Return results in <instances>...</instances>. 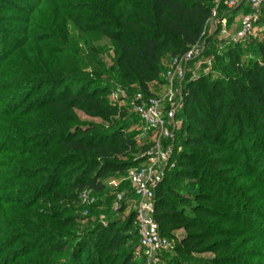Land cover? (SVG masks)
I'll return each instance as SVG.
<instances>
[{
  "label": "trees",
  "instance_id": "1",
  "mask_svg": "<svg viewBox=\"0 0 264 264\" xmlns=\"http://www.w3.org/2000/svg\"><path fill=\"white\" fill-rule=\"evenodd\" d=\"M213 6L0 0V264H141L135 210L79 227L81 194L111 203L115 190L105 180L125 178L152 144L134 138L141 120L132 101L110 102L112 89L99 83L121 81L151 96L149 84L201 38ZM215 34H206L208 71L182 81L181 123L155 191V218L172 241L173 230H184L174 264H264V209L250 194L264 189V38L208 46ZM104 38L115 54L108 68L98 59ZM252 45L257 56L242 60ZM77 111L107 126L84 124ZM117 190H126L123 211L134 199L130 182ZM203 252L214 257L195 256Z\"/></svg>",
  "mask_w": 264,
  "mask_h": 264
},
{
  "label": "built area",
  "instance_id": "2",
  "mask_svg": "<svg viewBox=\"0 0 264 264\" xmlns=\"http://www.w3.org/2000/svg\"><path fill=\"white\" fill-rule=\"evenodd\" d=\"M220 3L224 5L222 14L219 11ZM263 3L264 0H218L204 24L201 38L191 44L183 54L171 60L166 72L170 85L174 84V80L178 81L179 87L176 90L181 92L179 83L186 76L189 62L200 58L207 46L208 28L212 33L218 32L222 38H227L230 42H237L250 36L255 37L262 29L258 22ZM243 5L247 11L239 16L236 20L238 25L230 31L228 14ZM210 61V58H204V63H210ZM165 103L164 95L145 97L140 92L135 94L131 102L133 111L153 131L154 136L150 149L145 152L144 162L129 169L127 175L134 194L135 223L140 249L138 254L142 258L141 264H155L159 254L171 243V240L161 233L155 218V191L163 180L165 167L170 161L172 152L171 145L164 146L162 140H173L175 129L178 126L175 121L176 107L167 106L166 108Z\"/></svg>",
  "mask_w": 264,
  "mask_h": 264
},
{
  "label": "rangeland",
  "instance_id": "3",
  "mask_svg": "<svg viewBox=\"0 0 264 264\" xmlns=\"http://www.w3.org/2000/svg\"><path fill=\"white\" fill-rule=\"evenodd\" d=\"M217 2H218V0H214V6L216 5ZM244 5L241 8L234 10L229 15V16L233 17V19H235L231 23H228V27H229L230 31H233L234 27L238 25L236 20L239 19V16H241L243 12L247 11V8ZM223 10H224V5H223V3H220V5H219L220 14L223 13ZM14 26H16L17 28H20V26H22V25H21V23H19V24H16ZM259 26L262 29L260 32L257 33V34L260 33L258 38L263 39L264 38V24L260 23ZM215 33L216 34L212 40L213 42L210 41L211 43L209 42L208 46H209V44H212L216 47H220V46L226 45V43H229V40L227 38H222L218 34V32H215ZM207 34H213L211 32L210 28L207 29ZM97 44H99V46L102 48V51L99 52V54H98V59H100L103 62L104 67L108 68L111 64L114 63L115 54H114L113 47L110 45L109 41L105 38L103 40L99 41ZM255 52L256 51H255L254 45L250 46L249 50L248 49L244 50V52L242 54V60L246 61L248 58H251V57L255 58V56H257L255 54ZM210 64H211V61H210V63H207V62L204 63V57L202 54V56L200 58H198L197 60L189 62L188 67H187V73L190 72L193 76H195L200 71L206 72V71H208ZM169 67H170V65L165 68L164 75L161 74L159 77H157L153 82H151L149 84V88H150V91L152 92L151 96H163L164 95L166 98V103H165L166 108H167V106L176 107L175 112L178 113L181 109V106H182V97H183L182 82L179 83L181 85V92L176 90V88L179 87L177 84L178 81L174 80V84L170 85L168 77L166 75V72L169 69ZM99 84H100V86H108L112 89L107 94V99L110 102L117 104L118 106L130 104V102L133 100V98L136 94V93H134L135 91L133 90V87H132L133 85L125 83V82L119 81V82L113 83V80H109V83H99ZM170 96H171V98H170ZM129 111L130 112L133 111V107L131 106V104H130ZM77 114H78L79 119L84 124H95V125L107 126V122L98 118V117L88 116V115L84 114L82 111H77ZM180 119L181 118H179V117L177 118L176 114H175V121L178 123V126L175 129L173 140H166V139L162 140V142L164 143V146L171 145V148H172L171 156H172L173 150H174L175 133H176V130L180 126V123H181ZM132 129L135 130L134 138L140 144L143 142H146V141L148 142L149 140L151 142H153V138H154L153 133H151V130L145 125L144 122L136 120L134 122V124L132 125ZM137 157H140L142 159L144 158V160H145V152L140 151V153H138ZM171 158L172 157H170V161H171ZM170 161L168 162V164L165 167V173H166L167 168L170 165ZM135 167H137V166H135ZM238 172H239V170H238ZM242 174L245 175L244 171H241L240 177H242L241 176ZM127 175H128V173H127ZM164 176H165V174H164ZM124 180H126L127 182L129 181L127 176L125 178L110 177L107 180H105L109 189L115 190V197L113 198L112 202L108 203V204H107V200L104 199L105 195H102L100 197L101 201H98V197L90 191H85L81 194V196H80L81 201L79 199V202H81L82 209H80L81 210L80 212H81V215L84 217L78 221V222H81V223H79L80 230H81V228L90 227L91 223L94 222L95 220H98L100 222L106 221L107 219L105 217V214L110 215L112 213V215H111L112 217H116V218L123 220V219H125L126 215L129 213L130 209L135 210L134 202H133L132 198L128 199L129 204L125 210H123V211L119 210L120 205H121V200L124 198V195L126 194V190L119 191L117 189H119V186L122 184V182ZM188 185L192 186L193 184L188 183ZM195 188H197V186ZM250 194H256L252 197L254 206H257V208L259 207V208L264 209V189H263V187H257L256 189L252 190ZM119 196H121V198H119ZM97 204H99V205H97ZM91 210L98 212V215H95L94 212H91ZM90 212H91V214H90ZM87 215H88V217L86 219L85 216H87ZM172 234L174 235L175 240H173V241L171 240V243L168 246V248L163 250L159 254L158 260L155 264H174L172 262V260H173V258H176V253L174 251V245L176 243L175 241L179 240L183 237L184 230L183 229H175L172 231ZM73 244H74V242L71 243L70 247H72ZM261 246H262V250H264V244H262ZM195 256L203 257V258H212V257H214V254L210 253V252H203V253H198ZM262 258H264V256ZM140 260L142 262V258H140ZM260 262L264 263V259H262V260L260 259Z\"/></svg>",
  "mask_w": 264,
  "mask_h": 264
}]
</instances>
